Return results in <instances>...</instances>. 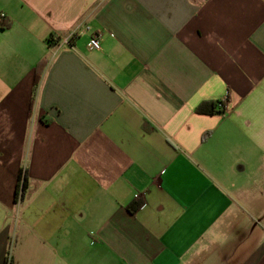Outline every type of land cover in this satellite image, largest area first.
I'll return each mask as SVG.
<instances>
[{"label": "crops", "instance_id": "crops-1", "mask_svg": "<svg viewBox=\"0 0 264 264\" xmlns=\"http://www.w3.org/2000/svg\"><path fill=\"white\" fill-rule=\"evenodd\" d=\"M2 14L0 264H264V0Z\"/></svg>", "mask_w": 264, "mask_h": 264}, {"label": "trees", "instance_id": "trees-1", "mask_svg": "<svg viewBox=\"0 0 264 264\" xmlns=\"http://www.w3.org/2000/svg\"><path fill=\"white\" fill-rule=\"evenodd\" d=\"M4 27V25H2ZM38 79H39V76H37L36 78V85L38 84ZM210 107V113L213 114L216 112L218 113H224V108H221L220 107V101L217 102V103H203L201 104L198 108H197V113L199 114H206L208 113L206 111V108L205 107ZM28 188V174H27V171H21L19 173V176H18V185H17V190H16V195H15V201L17 202L19 199H23L24 195H25V192ZM142 206V203L141 202H138L136 203L135 205L129 207V211L134 214L135 212H137ZM6 264H12L10 259H8L6 261Z\"/></svg>", "mask_w": 264, "mask_h": 264}, {"label": "built area", "instance_id": "built-area-1", "mask_svg": "<svg viewBox=\"0 0 264 264\" xmlns=\"http://www.w3.org/2000/svg\"><path fill=\"white\" fill-rule=\"evenodd\" d=\"M5 16L2 14L0 16V20L3 19ZM89 27H78L75 29L72 33L69 35L62 37L58 40V47H67V48H73L72 42L80 37L83 33L89 32ZM90 49L93 50H100L101 49V39L99 35H93L89 42ZM226 103V99L223 101H220V107L224 108Z\"/></svg>", "mask_w": 264, "mask_h": 264}]
</instances>
